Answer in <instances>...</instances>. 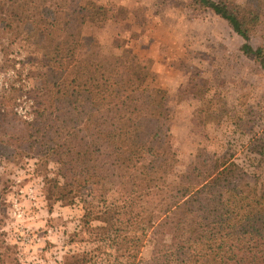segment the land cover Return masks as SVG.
Segmentation results:
<instances>
[{
  "label": "trees",
  "instance_id": "trees-1",
  "mask_svg": "<svg viewBox=\"0 0 264 264\" xmlns=\"http://www.w3.org/2000/svg\"><path fill=\"white\" fill-rule=\"evenodd\" d=\"M191 1L225 20L243 40L240 51L264 67V47L249 43L248 19L262 14L260 0L234 9ZM44 2L8 0V27L15 19L27 24V38L41 51L36 63L46 68L32 93L34 119L21 123L14 140L16 148L38 147L56 165L54 187L72 196L70 204L79 198L85 216L92 204L82 200L83 189L116 187L113 234L104 247L114 256L105 264H141L143 239L155 232L161 238L145 264H264V189L225 156L198 159L188 172L170 175L163 165L172 151L169 98L149 62L114 61L93 35L85 36L84 26L97 19L90 4ZM29 3L33 15L24 9ZM147 118L155 126L140 139ZM247 147L264 160V136Z\"/></svg>",
  "mask_w": 264,
  "mask_h": 264
},
{
  "label": "rangeland",
  "instance_id": "rangeland-1",
  "mask_svg": "<svg viewBox=\"0 0 264 264\" xmlns=\"http://www.w3.org/2000/svg\"><path fill=\"white\" fill-rule=\"evenodd\" d=\"M74 1L97 14L85 36L93 35L114 61L149 62L156 85L167 91L172 151L163 165L170 175L188 172L198 159L225 156L264 189V160L247 151L249 140L264 136V67L240 51L243 40L225 20L191 0ZM214 1L234 9L247 0ZM260 1L262 14L248 19L253 48L264 47ZM8 4L0 0V264H105L114 256L105 250L116 187L83 189L82 200L92 204L85 216L79 198L70 204L72 196L54 187L57 167L38 147L16 148L21 123L34 119L32 93L46 68L36 63L41 51L27 38V24L15 19L8 27ZM24 9L36 13L30 3ZM143 122L140 139L155 126L152 118ZM152 234L143 239L141 264L162 233Z\"/></svg>",
  "mask_w": 264,
  "mask_h": 264
}]
</instances>
